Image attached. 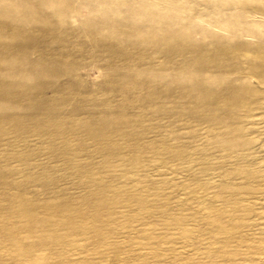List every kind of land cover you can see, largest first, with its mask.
Segmentation results:
<instances>
[{"label":"rangeland","instance_id":"374dc122","mask_svg":"<svg viewBox=\"0 0 264 264\" xmlns=\"http://www.w3.org/2000/svg\"><path fill=\"white\" fill-rule=\"evenodd\" d=\"M0 264H264V0H0Z\"/></svg>","mask_w":264,"mask_h":264}]
</instances>
